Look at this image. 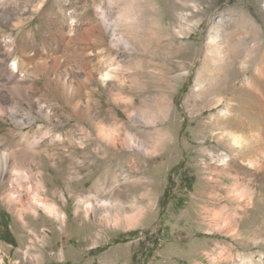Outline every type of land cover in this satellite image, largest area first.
Segmentation results:
<instances>
[{"label": "rangeland", "instance_id": "1", "mask_svg": "<svg viewBox=\"0 0 264 264\" xmlns=\"http://www.w3.org/2000/svg\"><path fill=\"white\" fill-rule=\"evenodd\" d=\"M2 154L0 264H264V0H0Z\"/></svg>", "mask_w": 264, "mask_h": 264}, {"label": "bare ground", "instance_id": "2", "mask_svg": "<svg viewBox=\"0 0 264 264\" xmlns=\"http://www.w3.org/2000/svg\"><path fill=\"white\" fill-rule=\"evenodd\" d=\"M208 52H210L208 50ZM16 64V63H15ZM14 64V65H15ZM109 77V74L108 73H105V78H108ZM38 103V102H37ZM222 113H225L226 111L225 110H221ZM5 155H0V179L2 178H9L10 177V173L9 171L7 170V166L5 164V160L8 158L6 157V159H2ZM13 174H14V178L16 179L15 183L14 182H9L7 184V186L5 187L4 189V197L10 201L13 206L17 209L19 208L22 212V217H24V206H23V203H22V200H21V196L19 194H17V190H21V188L25 191L28 192L29 194V197H31L33 200H38L41 195H40V192L38 190V185H39V182L37 180V176H36V173L30 171V170H27V171H21L20 169H16L13 171ZM17 192V193H16ZM106 201H103L102 203H104ZM42 208L46 209V210H54V207L52 206H46L44 204L40 205ZM52 207V208H51ZM91 208V207H90ZM51 212V211H50ZM53 212V211H52ZM55 212V210H54ZM56 213V212H55ZM52 214V213H51ZM223 255V254H222Z\"/></svg>", "mask_w": 264, "mask_h": 264}, {"label": "clouds", "instance_id": "3", "mask_svg": "<svg viewBox=\"0 0 264 264\" xmlns=\"http://www.w3.org/2000/svg\"><path fill=\"white\" fill-rule=\"evenodd\" d=\"M121 19H122V15H117L116 17L113 18L112 21H110L115 33L113 37L115 43L113 44V46H115L116 43L123 42V40L126 38L124 32L122 31V29L124 28V24L121 23Z\"/></svg>", "mask_w": 264, "mask_h": 264}]
</instances>
